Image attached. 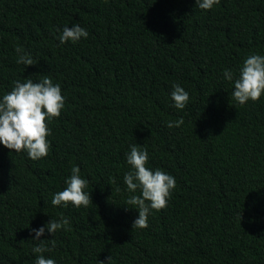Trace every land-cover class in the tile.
Returning <instances> with one entry per match:
<instances>
[{"label":"trees","instance_id":"obj_1","mask_svg":"<svg viewBox=\"0 0 264 264\" xmlns=\"http://www.w3.org/2000/svg\"><path fill=\"white\" fill-rule=\"evenodd\" d=\"M72 23L87 39L59 45ZM17 47L36 65L17 64ZM252 52L264 54V0L208 11L194 0H0V94L45 74L66 96L46 157L0 146V264H34L30 228L61 215L69 225L43 253L57 264H264V97L238 105L222 77ZM173 83L189 93L183 110ZM130 144L176 179L143 229L125 209ZM74 165L92 201L53 206Z\"/></svg>","mask_w":264,"mask_h":264},{"label":"clouds","instance_id":"obj_2","mask_svg":"<svg viewBox=\"0 0 264 264\" xmlns=\"http://www.w3.org/2000/svg\"><path fill=\"white\" fill-rule=\"evenodd\" d=\"M217 3L218 0H194V9L208 11ZM57 32L59 45L68 42L75 44L82 38L87 39L89 35L88 30L79 23H72L71 27L64 25ZM16 52L17 64L26 67L36 65L31 53L21 47H17ZM222 77L231 84L230 95L236 104L244 106L249 101L260 100L264 97V54L249 53L235 70L224 68ZM171 87V106L177 110L185 109L189 101L188 91L179 83H173ZM65 100L60 83H54L48 75L39 74L36 80L28 76L23 80L13 81L11 89L0 94V146L10 152L24 153L31 160L46 157L50 149L49 125L53 118L60 116ZM167 126L173 127V122L169 121ZM125 161L129 166L128 171L123 174L125 191L129 193L125 209L135 210L137 213L132 221V228L143 229L147 227L153 211L167 206L176 187V179L167 171L147 166L149 152L140 144L128 146ZM88 183V179L81 175L80 167L72 166L70 175L64 180L65 187L52 194L51 204L63 208L69 205L87 208L91 200V195L86 190ZM68 225V218L61 215L58 219L50 217L37 228H30L31 240L38 242L32 247L34 264H57L54 258L43 255L55 247V241L47 237L66 230ZM110 259L109 256L105 261H100V264H109Z\"/></svg>","mask_w":264,"mask_h":264}]
</instances>
